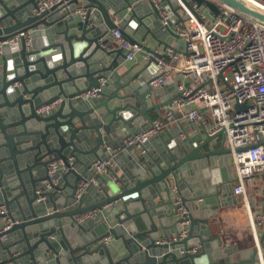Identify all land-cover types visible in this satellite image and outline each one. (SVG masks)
<instances>
[{
    "label": "water",
    "instance_id": "1",
    "mask_svg": "<svg viewBox=\"0 0 264 264\" xmlns=\"http://www.w3.org/2000/svg\"><path fill=\"white\" fill-rule=\"evenodd\" d=\"M38 1L0 0V40L21 32L30 38L0 53V206L7 208L0 212V264H258L257 246L239 257L238 247L223 248L222 237L212 234L213 204L229 190L221 156L232 162L230 149L225 142L216 146L225 130L210 134L200 127L156 157L136 147L115 151L120 140L152 123L149 111L161 114L180 91L177 85L154 103L165 88L150 85L148 70L159 69L155 56L163 54L144 45L151 53L145 65L120 70L123 49H108L104 41L120 27L131 43L148 35L161 41L164 34L186 50L173 29L187 18L178 0H163L167 23L149 0H61L42 11ZM182 1L208 19L223 3L264 25V8L248 0ZM99 87L97 97L80 96ZM52 103L51 114L38 112ZM106 146L105 155L128 153L131 164L121 177L113 168L100 174L103 186L86 187L78 197L82 183L97 179L91 165L105 158ZM60 159L69 170L58 171L54 182L49 167ZM178 194L189 210L184 236ZM91 210H98L95 217L79 220ZM260 241L262 247L264 233Z\"/></svg>",
    "mask_w": 264,
    "mask_h": 264
},
{
    "label": "built area",
    "instance_id": "2",
    "mask_svg": "<svg viewBox=\"0 0 264 264\" xmlns=\"http://www.w3.org/2000/svg\"><path fill=\"white\" fill-rule=\"evenodd\" d=\"M61 0H39V11L48 9ZM160 11L163 22L170 19L169 11L163 0H149ZM185 21H178L173 29L185 38L186 50L177 52L173 46L167 47L162 57L155 56L159 69L150 77V85L163 87L172 70H176L190 84L182 86L180 96L172 106L166 108L161 118H156L144 128H140L123 140L125 147H142L156 137L169 124L176 121L175 113H181L192 122L204 127L210 134L222 130L226 132V146L232 158V182L234 192L248 200L247 182L255 175H264V25L243 15L234 8L219 4L220 13L211 19L197 5L187 6L178 0ZM113 39L125 53V60L132 61L138 54L148 60L151 53L142 44L131 43L122 36L120 27L112 30ZM22 37L30 38L21 32L6 40H0V53L4 46L19 43ZM179 60L174 66L172 61ZM101 88H92L80 96L84 99L97 97ZM199 105V106H198ZM246 105V108L242 106ZM55 103L43 105L38 112L49 115ZM182 139L185 135L182 134ZM69 163L74 161L69 158ZM115 165L112 156L96 160L91 169L94 173H107ZM69 166L60 159L50 164L49 175L54 178L58 171L67 172ZM54 182L57 180L54 178ZM87 183H82L77 190L79 197ZM175 203L179 205L177 217L187 233L190 224L189 210L182 204L178 194ZM250 208V207H249ZM7 208L0 206V212ZM98 210H91L79 217L80 221L95 217ZM250 223L258 247V264H264L259 249L256 223L264 222V208L257 214H251Z\"/></svg>",
    "mask_w": 264,
    "mask_h": 264
},
{
    "label": "crops",
    "instance_id": "3",
    "mask_svg": "<svg viewBox=\"0 0 264 264\" xmlns=\"http://www.w3.org/2000/svg\"><path fill=\"white\" fill-rule=\"evenodd\" d=\"M257 1L259 2V4H261V1L264 2V0ZM180 13H182L181 9ZM115 19L119 23L120 18L116 16ZM135 37L140 40L142 39L141 35H139L138 33L135 34ZM160 38L161 41L156 40L152 36L148 35L145 40V43L148 47H151L155 52H160L162 54H164L166 48L170 46L175 47L178 52L184 51L185 49L183 44H176V39L174 41H171L168 35L162 34ZM107 41L109 43L108 49L116 50L117 48H119L117 41L113 38H107L104 42L106 43ZM118 58L119 59L117 61V68L120 70L132 69V72L138 71L147 62V60L141 54H138L136 58L132 61H127L124 58L122 59L121 56H118ZM172 64L174 66H178L180 64V61L174 60L172 61ZM156 71L157 69L155 68V66H152L149 68L148 73H155ZM190 81V78H185L180 75L176 70H172L168 76L167 82L164 85L165 92L162 93L159 97H152V101L154 103H162L164 99H167L171 96L172 89L176 88L177 85L180 89L182 86L189 85ZM167 107L169 106L167 105L161 108V114H159L156 110L153 109L149 111V115L153 118V120L156 118H161L164 115ZM175 117L177 118L175 122L169 124L156 137L146 142L144 146L136 147L137 151L140 154L145 153L152 157H156L157 155L159 156L167 148L181 141L182 134H184L185 136L186 134H195L197 129L201 127L200 125L192 122L187 117H184L181 113H176ZM124 132L126 134L128 133V131L126 130H124ZM223 142H225L226 144V137L220 135L218 137L216 146L220 147ZM119 144V147L115 150L116 153H121V151H124V149H126L127 151H130L132 149V147H125L123 145V140H120ZM106 147L107 148H104L102 152L105 158L110 157L108 155H105L106 150L109 146ZM111 156L114 158V155ZM221 157L222 163L225 161V167L227 168V174L229 175L230 179L229 190L226 194L221 193L219 195V202H215L213 204V209L216 208L218 212L216 216L211 217L210 219L211 229L213 235H219L222 237L223 248L238 247V252L235 253V255L239 254L240 257L241 255L239 251H241L242 249L257 246L254 231L251 227L249 215L251 214V212L255 215L262 211V209L264 208V175H255L250 181L247 182L248 200H245L244 197L234 192V183L232 182L233 171L231 168L230 156L229 159H224V157H226L225 155ZM87 159L90 158L86 156L84 158V161H86ZM114 160L115 165L113 169H115L116 174L121 177L127 171V166L131 164L132 160L129 158L128 153L121 154V157H118L117 159L114 158ZM219 165L222 166L221 163ZM79 167L82 168V165H78V168ZM217 169V172L219 174V168ZM93 176H95L97 179L89 181L84 187V189L89 186L95 188L103 186L99 181H97L98 178H100V173H95L93 174ZM71 179H73V177ZM90 199L98 200V197H91ZM200 230L202 229L199 228V231ZM256 233L257 238L259 240V249L264 258V245H262L261 247L260 241L264 233V222L256 223ZM226 258L231 259L230 254Z\"/></svg>",
    "mask_w": 264,
    "mask_h": 264
},
{
    "label": "bare ground",
    "instance_id": "4",
    "mask_svg": "<svg viewBox=\"0 0 264 264\" xmlns=\"http://www.w3.org/2000/svg\"><path fill=\"white\" fill-rule=\"evenodd\" d=\"M250 3H253L255 6H257V7H260V8H264V3L263 2H261V4H263V5H261V4H259V2L257 1V0H248ZM258 2V3H257Z\"/></svg>",
    "mask_w": 264,
    "mask_h": 264
},
{
    "label": "rangeland",
    "instance_id": "5",
    "mask_svg": "<svg viewBox=\"0 0 264 264\" xmlns=\"http://www.w3.org/2000/svg\"><path fill=\"white\" fill-rule=\"evenodd\" d=\"M262 2V1H261ZM264 3V2H263ZM249 219H250V217H249Z\"/></svg>",
    "mask_w": 264,
    "mask_h": 264
}]
</instances>
